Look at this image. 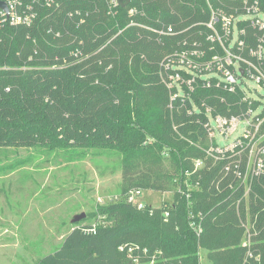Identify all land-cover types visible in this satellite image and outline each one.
<instances>
[{
    "label": "trees",
    "instance_id": "16d2710c",
    "mask_svg": "<svg viewBox=\"0 0 264 264\" xmlns=\"http://www.w3.org/2000/svg\"><path fill=\"white\" fill-rule=\"evenodd\" d=\"M182 1L134 0L113 12L108 0L42 1L29 27L0 17V149L98 150L118 159L125 185L116 200L97 206L99 223L76 226L38 264H131L119 250L124 244L146 248L147 263L156 255L155 264H264V180L239 206L242 194L232 195L233 180L220 173L227 160L201 172L200 190L185 183L198 181L194 162L202 154L194 145L203 131L180 103L179 111L169 110L159 70L178 40L209 30L198 26L162 42L156 31L173 25L181 32L184 23H207L211 12L206 0ZM239 27L250 45L264 36L250 23ZM212 94L199 88L196 99L220 109ZM134 190L173 201L138 210L127 200ZM191 211L197 221L202 214L200 237L190 227ZM248 217L255 235L243 247Z\"/></svg>",
    "mask_w": 264,
    "mask_h": 264
},
{
    "label": "built area",
    "instance_id": "2783aa9c",
    "mask_svg": "<svg viewBox=\"0 0 264 264\" xmlns=\"http://www.w3.org/2000/svg\"><path fill=\"white\" fill-rule=\"evenodd\" d=\"M8 8V14L0 10V17L12 26H31L37 18L35 7L44 1L50 6L54 0H1ZM134 0H130V7ZM180 3L184 1L179 0ZM222 6H214L206 0L211 12L207 23H193L177 32L173 25L156 31L157 41L187 33L195 27L204 25L209 32L199 31L177 42L179 48L167 55L160 65V79L169 92L168 108L176 109V103L186 110L187 115L195 116L196 124L202 127L198 141L194 145L202 154L194 162V172L200 174L195 184L189 185L195 190L201 188V172L212 171L221 162H226L224 171L220 172L233 180L229 192L241 193L236 202L239 206L248 197L253 184L264 180V99L259 91H264V36L250 45L246 31L239 24L250 23L254 28L264 31V10L259 0H235L237 3H225L216 0ZM111 11L118 7L117 0H108ZM239 3V4H238ZM238 4V5H235ZM129 16L136 18L140 12L136 7L129 8ZM115 14V13H114ZM135 23H132V25ZM253 82L257 89L251 90L247 82ZM199 88L213 91L211 98L222 106L210 104L206 99H196ZM255 95V97H253ZM176 110L179 111V108ZM217 138H221L220 144ZM211 158V160H209ZM191 173L187 171V175ZM259 180V181H258ZM219 192L220 189L217 186ZM228 190V189H226ZM181 192V189H179ZM141 190L129 193L127 200L138 210L147 206L139 202ZM191 202L192 195H186ZM245 207V206H244ZM247 210V208L245 207ZM164 216L169 218V211ZM199 218L203 220L202 214ZM190 227L200 237L203 234L202 220L197 221L191 211ZM251 217L243 222L244 236L248 246L251 233ZM126 254L131 264H155L156 255L150 262H145L148 250L138 245L124 244L119 247Z\"/></svg>",
    "mask_w": 264,
    "mask_h": 264
},
{
    "label": "rangeland",
    "instance_id": "374dc122",
    "mask_svg": "<svg viewBox=\"0 0 264 264\" xmlns=\"http://www.w3.org/2000/svg\"><path fill=\"white\" fill-rule=\"evenodd\" d=\"M259 94L264 97L263 90ZM45 149H0V264H38L76 226L99 223L93 217L97 206L116 200L125 186L118 159L110 154ZM172 201V195L152 191L139 198L154 208ZM82 213L86 218L72 223Z\"/></svg>",
    "mask_w": 264,
    "mask_h": 264
},
{
    "label": "water",
    "instance_id": "95a60500",
    "mask_svg": "<svg viewBox=\"0 0 264 264\" xmlns=\"http://www.w3.org/2000/svg\"><path fill=\"white\" fill-rule=\"evenodd\" d=\"M117 2H118L119 7H121V8H126L130 4V0H117ZM0 10H3L6 14H8L7 6L1 0H0ZM85 218H86V215L84 213H82L80 215H76L73 218L72 223H74V224L79 223L82 220H84Z\"/></svg>",
    "mask_w": 264,
    "mask_h": 264
}]
</instances>
